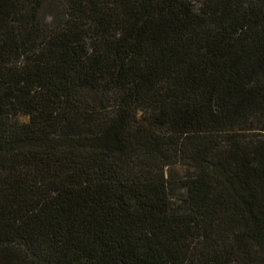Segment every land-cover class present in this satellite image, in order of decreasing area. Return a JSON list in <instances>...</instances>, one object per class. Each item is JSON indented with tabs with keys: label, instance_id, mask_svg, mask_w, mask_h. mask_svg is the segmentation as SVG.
<instances>
[{
	"label": "trees",
	"instance_id": "trees-1",
	"mask_svg": "<svg viewBox=\"0 0 264 264\" xmlns=\"http://www.w3.org/2000/svg\"><path fill=\"white\" fill-rule=\"evenodd\" d=\"M0 264H264V0H0Z\"/></svg>",
	"mask_w": 264,
	"mask_h": 264
},
{
	"label": "rangeland",
	"instance_id": "rangeland-1",
	"mask_svg": "<svg viewBox=\"0 0 264 264\" xmlns=\"http://www.w3.org/2000/svg\"><path fill=\"white\" fill-rule=\"evenodd\" d=\"M173 171L176 172L177 174H178V171H179L180 173H184V172L186 171V167L183 166V165H180V164H176V165H174V167H173Z\"/></svg>",
	"mask_w": 264,
	"mask_h": 264
}]
</instances>
